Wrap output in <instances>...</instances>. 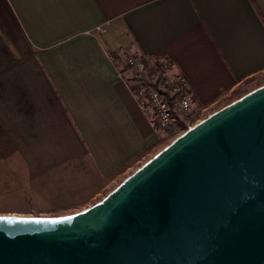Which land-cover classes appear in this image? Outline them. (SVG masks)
<instances>
[{
    "label": "crops",
    "instance_id": "crops-1",
    "mask_svg": "<svg viewBox=\"0 0 264 264\" xmlns=\"http://www.w3.org/2000/svg\"><path fill=\"white\" fill-rule=\"evenodd\" d=\"M126 50L170 58L199 112L264 83V0H0V124L62 128L57 148L123 176L161 138L110 58Z\"/></svg>",
    "mask_w": 264,
    "mask_h": 264
},
{
    "label": "water",
    "instance_id": "water-1",
    "mask_svg": "<svg viewBox=\"0 0 264 264\" xmlns=\"http://www.w3.org/2000/svg\"><path fill=\"white\" fill-rule=\"evenodd\" d=\"M0 264H264V83L85 208L0 214Z\"/></svg>",
    "mask_w": 264,
    "mask_h": 264
},
{
    "label": "rangeland",
    "instance_id": "rangeland-1",
    "mask_svg": "<svg viewBox=\"0 0 264 264\" xmlns=\"http://www.w3.org/2000/svg\"><path fill=\"white\" fill-rule=\"evenodd\" d=\"M3 79L6 78L0 77ZM254 87L244 85L239 90L245 93ZM238 93L202 112H195L191 125ZM13 120L7 118L5 125L0 124V214L53 215L85 208L101 199L121 177L170 141L160 138L155 152H150L128 172L121 173L123 176L112 179L102 175L84 155L73 156L81 149L56 147L66 144L62 128L37 133L35 128L13 124Z\"/></svg>",
    "mask_w": 264,
    "mask_h": 264
},
{
    "label": "built area",
    "instance_id": "built-area-1",
    "mask_svg": "<svg viewBox=\"0 0 264 264\" xmlns=\"http://www.w3.org/2000/svg\"><path fill=\"white\" fill-rule=\"evenodd\" d=\"M96 30L105 32L107 26L97 25ZM119 52L110 51V58L147 116L152 130L162 139L172 140L189 128L196 110L194 92L187 76L168 57L127 50ZM203 109L199 108V112Z\"/></svg>",
    "mask_w": 264,
    "mask_h": 264
},
{
    "label": "trees",
    "instance_id": "trees-1",
    "mask_svg": "<svg viewBox=\"0 0 264 264\" xmlns=\"http://www.w3.org/2000/svg\"><path fill=\"white\" fill-rule=\"evenodd\" d=\"M237 91H239L238 95L234 96L231 100H233L234 98L239 97L241 94L244 93V92H240V90H239L238 88H237V89L235 88V89L230 93V95L233 96V94H235ZM230 95H229V96H230ZM231 100H229L228 102H230ZM226 103H227V102H226ZM195 112H196V111H194V114H195ZM184 129H186V128H184ZM121 180H122V179H120V181H121ZM120 181H119V182H120ZM119 182H118V183H119ZM116 184H117V183H116ZM113 187H114V186H113ZM113 187H112V188H113ZM104 196H105V195H104ZM71 212H72V211H71ZM59 214H64V213H54L53 215H59Z\"/></svg>",
    "mask_w": 264,
    "mask_h": 264
}]
</instances>
